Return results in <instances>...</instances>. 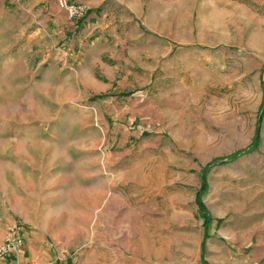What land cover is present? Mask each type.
Here are the masks:
<instances>
[{
    "label": "rangeland",
    "instance_id": "obj_1",
    "mask_svg": "<svg viewBox=\"0 0 264 264\" xmlns=\"http://www.w3.org/2000/svg\"><path fill=\"white\" fill-rule=\"evenodd\" d=\"M67 1L0 0V147L59 152L78 260L99 229L100 264H199L202 167L241 153L208 171L204 258L264 264V0Z\"/></svg>",
    "mask_w": 264,
    "mask_h": 264
},
{
    "label": "crops",
    "instance_id": "obj_2",
    "mask_svg": "<svg viewBox=\"0 0 264 264\" xmlns=\"http://www.w3.org/2000/svg\"><path fill=\"white\" fill-rule=\"evenodd\" d=\"M58 12V16L67 22L64 13ZM1 146L0 206L3 205V210L0 213V244L16 216L24 226L25 239L17 255L0 259V264H100V258L110 246L103 238L107 232L100 233L99 229L92 230L97 245L92 247L91 255L78 260L76 251L80 243L76 215L64 212L65 199L58 187L54 189L64 179L60 173L53 174L59 166L56 163L62 161L59 152L44 146L35 149L26 143L10 145L3 142ZM92 193L93 201L97 202L98 189ZM74 198L71 194L67 196L71 202ZM81 235L85 234L81 232ZM136 258L130 257L126 262L140 264Z\"/></svg>",
    "mask_w": 264,
    "mask_h": 264
},
{
    "label": "built area",
    "instance_id": "obj_3",
    "mask_svg": "<svg viewBox=\"0 0 264 264\" xmlns=\"http://www.w3.org/2000/svg\"><path fill=\"white\" fill-rule=\"evenodd\" d=\"M64 11L65 19L68 23H76L86 17L89 7L83 2H70L58 0ZM24 226L21 223L10 225L6 231L4 239L0 244V259L6 260L16 256L24 244Z\"/></svg>",
    "mask_w": 264,
    "mask_h": 264
},
{
    "label": "trees",
    "instance_id": "obj_4",
    "mask_svg": "<svg viewBox=\"0 0 264 264\" xmlns=\"http://www.w3.org/2000/svg\"><path fill=\"white\" fill-rule=\"evenodd\" d=\"M264 93V89H263ZM127 94V93H126ZM263 109H264V100H263ZM253 145L250 147V151L256 149L259 143V136L258 132L255 133V136L253 138ZM241 153H234L233 155L229 156L228 160H223V159H218L214 160L205 166L202 167L201 173H200V187L199 190L196 193L195 197V202L198 206V216L202 220V226H203V235H202V240L200 242V263L199 264H207L205 258H204V249H205V241L207 238H209V229H210V224L212 222V217L210 216L209 212L207 211L206 207L202 203V196L205 194L207 190V174L208 171L215 165L223 162H227L230 160L235 159L238 157ZM217 222H221V220H217Z\"/></svg>",
    "mask_w": 264,
    "mask_h": 264
}]
</instances>
